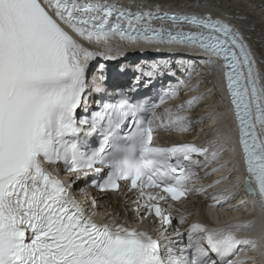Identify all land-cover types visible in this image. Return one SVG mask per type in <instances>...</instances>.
Returning a JSON list of instances; mask_svg holds the SVG:
<instances>
[{
	"label": "snow or ice",
	"instance_id": "1",
	"mask_svg": "<svg viewBox=\"0 0 264 264\" xmlns=\"http://www.w3.org/2000/svg\"><path fill=\"white\" fill-rule=\"evenodd\" d=\"M117 40L191 49L203 64L223 69L243 183L259 206L264 239V66L239 28L211 13L133 10L117 0H0V264H255V256L239 258L260 246L239 235L255 220L197 222L170 234L171 202L204 194L193 186L225 166L200 177L193 172L199 158L206 168L223 153L155 141L157 129L187 132L192 125L185 113L203 96L160 111L186 81L158 102L132 89L105 99L98 84L89 85L90 62ZM165 70L170 66L154 64L142 73L144 83ZM185 70L191 79L195 69ZM78 181L86 186L83 200L74 191ZM87 188L123 190L130 197L125 212H105L106 197ZM179 224H187L184 216Z\"/></svg>",
	"mask_w": 264,
	"mask_h": 264
},
{
	"label": "bare ground",
	"instance_id": "2",
	"mask_svg": "<svg viewBox=\"0 0 264 264\" xmlns=\"http://www.w3.org/2000/svg\"><path fill=\"white\" fill-rule=\"evenodd\" d=\"M122 4L130 5L131 7H150L160 6L161 8L173 9L178 8L180 11L190 10L192 7L204 8L206 11L215 14L219 11L218 15H222L219 8H223V12L226 14L221 16L223 19L230 21V16L236 19H240V26L243 33H245L252 44L256 48L258 56V64L264 66V0H117ZM179 3V4H177ZM190 6V7H189ZM192 6V7H191ZM238 21L233 20V23ZM118 44V50L115 49V45ZM132 47V48H131ZM143 49L153 51L158 49H172L174 51H180L193 53L194 57L183 58L181 60L182 68L191 70L194 68V81L186 82L187 87H179V97L174 99L170 104L172 108L185 103L193 96H203V99L194 106V108L188 110L185 114L189 115L192 119V125L187 132L169 131V133L180 137L181 139L191 137L193 133L198 129L201 132L198 134L199 140L204 142L206 140L210 151L219 149L222 151V155L215 162L202 168L201 175L204 176L205 171L211 172L212 168L225 165L221 171L209 176L211 179H200L198 181L200 188H205L207 191L198 195L197 202L199 205L194 204V208L190 209V212L197 214L196 222L202 223L205 221L209 227L222 226L228 223L245 222L250 219L255 220L257 226V205L254 206L251 198H247L243 195L241 188H239L237 177V170L240 166L238 164L237 154L238 149L235 141L234 131L231 129V120L229 115V109L226 105V101L222 98V92L220 88V69H216L211 65H206L201 62V57L196 56V52L191 49L174 48L167 46H157L151 44H131L121 43L120 41H113L111 50H104L105 55L101 56L102 59H109L112 55L117 56L119 53L126 51L135 52L137 49ZM98 55L100 52H98ZM150 60V59H149ZM155 64L165 66L167 69L172 60H160L155 61ZM147 62L144 65L137 61L132 65L117 63L115 67V79L130 75L133 69L137 70L140 66L142 70L147 66ZM189 65V68L187 67ZM152 68V67H151ZM112 69V66L110 67ZM176 67H174V70ZM151 70V69H150ZM148 70V71H150ZM93 71V70H92ZM112 74L111 70H108ZM192 72V71H191ZM94 77H98L96 73ZM115 79L110 82L114 83ZM95 80V79H94ZM96 83V81H94ZM195 84V91H190ZM198 85V87H196ZM175 102L177 105H175ZM162 131V129H161ZM207 138V139H206ZM176 140L174 137L167 138V141ZM204 165V164H203ZM214 176V177H213ZM231 176L230 179H224V177ZM202 177V176H200ZM213 180H221L220 184L215 185L212 188H208ZM220 199L221 203L216 205L213 197ZM226 201V202H225ZM209 202V203H208ZM101 205L106 207H113L118 210L119 201L114 198H105L100 201ZM207 207L205 204H207ZM229 208V209H228ZM108 210V209H107ZM251 214L249 215V213ZM204 224V223H203ZM148 225L149 222H148ZM206 225V224H205ZM239 234L247 237L257 239L259 241V247L256 252H252L250 249L247 252L249 256H255V264H264V239H261L260 231L256 229L242 230ZM245 251V249H244ZM245 258V257H244Z\"/></svg>",
	"mask_w": 264,
	"mask_h": 264
}]
</instances>
